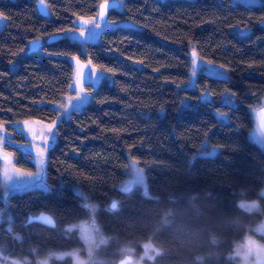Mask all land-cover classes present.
<instances>
[{
  "label": "trees",
  "instance_id": "1",
  "mask_svg": "<svg viewBox=\"0 0 264 264\" xmlns=\"http://www.w3.org/2000/svg\"><path fill=\"white\" fill-rule=\"evenodd\" d=\"M36 1L0 0V125L56 118L49 104L61 100L72 79L66 56L88 59L113 81L98 83L87 106L56 126L38 179L42 189L4 199L0 187V254L36 264L49 251L83 248L77 230L68 228L90 213L72 191L78 187L99 206L96 222L107 238L89 264H116L125 246L146 240L160 250L151 264H235L232 246L252 234L264 213L258 196L264 152L248 137L254 124L249 108L264 96V5L123 0V9L110 10L107 19L139 29L105 31L85 45V54L62 37L43 44L44 54H31L30 42L60 35L111 0H44L47 17L38 14ZM191 45L226 68L227 77L198 73L195 89H178L188 82ZM215 112L226 115L225 122ZM12 139L25 141L17 132ZM204 142L218 148L216 155L190 161ZM4 149L18 169L34 171L31 153L14 144ZM126 152L144 168L150 196L139 188L117 189L127 176ZM254 199L262 214L238 205ZM41 212L53 218L54 228L27 224ZM48 264L73 263L66 256Z\"/></svg>",
  "mask_w": 264,
  "mask_h": 264
},
{
  "label": "rangeland",
  "instance_id": "2",
  "mask_svg": "<svg viewBox=\"0 0 264 264\" xmlns=\"http://www.w3.org/2000/svg\"><path fill=\"white\" fill-rule=\"evenodd\" d=\"M44 1V0H43ZM234 5L257 6L264 5V0H230ZM123 0L119 1L118 10L123 9ZM103 24L97 23V16L88 18L85 28H78L76 20L72 27L63 30L60 35L63 38L78 43L82 48V53L85 54V45L87 43L98 42L101 33L112 30L116 27H128L139 29L140 27L131 21H113L105 19ZM5 23V18L0 15V30ZM98 25V26H97ZM83 33V34H82ZM37 53H42L39 49ZM67 60L72 64V79L68 86L67 92L62 96L61 100L56 103H51L49 106L56 109V118L49 123L38 122L36 120L17 121L9 125H0V154L7 158L5 161L0 160V187L3 192L4 199L14 191L25 189H42L38 182L40 177L45 175L48 149L56 141V126L66 120L72 111L82 110L91 100L92 94L96 90L98 83L102 80L109 82L113 81L111 74L95 67L88 59H81L77 56H66ZM189 78L184 86H179L178 89H195L196 77L198 73H204L212 78H226L227 69L216 65L206 59L201 58L194 45L189 47L188 52ZM82 99H77V97ZM208 98L204 93L201 94V99ZM227 102H230L228 100ZM182 104L186 105L187 101L182 100ZM232 104V103H230ZM259 108H264V96L259 103L249 108L250 114L253 117L254 124L249 129L248 137L251 142L258 146L264 152V135L259 131L255 122V111ZM216 117L225 122L226 115L215 112ZM9 127V128H7ZM13 132L21 133L24 137V142H17L12 139ZM5 144H14L21 148L22 151L31 153L34 171H25L18 169L14 164V154L11 151L5 150ZM217 147H209L207 142H204L201 149L189 157L193 161L196 157H210L216 155ZM126 170L127 176L119 184L118 190L129 191L132 188H139L145 196H150L148 189L147 177L145 170L141 167L138 161L133 158L129 152H126ZM79 197L81 202L89 209V217L87 219L78 220L71 223L68 228L77 230L78 236L83 243V248H74L67 251H49L46 255L37 259L36 264H48L52 258L70 257L73 264H89L91 255L95 246L106 241V237L101 232L98 222H96V213L99 206L92 202L88 195L80 188H72ZM259 197H264V184L258 192ZM238 205H245L242 209L250 212L261 213V207L258 199L246 201H238ZM255 205V207H250ZM1 215V213H0ZM1 219V216H0ZM250 229L252 234L246 235L242 240L234 244L230 257L235 264H264V242H260L255 233H264V213L260 219L253 224ZM145 245H150L146 248ZM159 249L154 247L150 242H137L133 245H127L122 250L121 258L130 256L132 261L126 264H151L159 253ZM149 257H152L151 259ZM26 260L17 257L3 256L0 254V264H25Z\"/></svg>",
  "mask_w": 264,
  "mask_h": 264
},
{
  "label": "water",
  "instance_id": "3",
  "mask_svg": "<svg viewBox=\"0 0 264 264\" xmlns=\"http://www.w3.org/2000/svg\"><path fill=\"white\" fill-rule=\"evenodd\" d=\"M102 4H114L115 5L114 7H110L108 9H105V17L103 19L99 15V13L101 11L100 5H102ZM118 6H119V2L117 0L104 1V2L100 3L98 6V9H96L97 10V15H96L97 16V23L103 24L106 21L105 19H107V15H108L109 11L118 8ZM35 7H36L38 14L41 17H47L48 16V8H47L46 3L43 2V0H37L35 3ZM86 20L87 19H83V20L79 19L77 21V24H76L77 27L78 28H85L87 26V23H88V21H86ZM60 38H61V35H55V36H49L48 38H46L42 42L39 40L32 41L28 44V52L31 54L35 53L42 47L43 44L52 43L54 41H57ZM254 116H255V122H256L257 128L264 135V108H259L258 110H256ZM6 159L7 158L3 157L0 154V160L5 161ZM113 202H115V201H112L111 204L109 205V209H111V210H113L111 207ZM42 216L50 218L52 223H47L44 220L40 219V217H42ZM30 223H37V224H40V225H43V226L49 227V228H54V226H55L53 218L49 214L44 213V212H41L36 216H30L27 219V224H30ZM131 261H132V258L130 256H125V257L119 259L116 262V264H126V263H130Z\"/></svg>",
  "mask_w": 264,
  "mask_h": 264
},
{
  "label": "snow or ice",
  "instance_id": "4",
  "mask_svg": "<svg viewBox=\"0 0 264 264\" xmlns=\"http://www.w3.org/2000/svg\"><path fill=\"white\" fill-rule=\"evenodd\" d=\"M114 6H115L114 4H102V5H100V9H101V11L99 13L100 17L103 19L105 17V9H108V8L114 7ZM77 99H82V97L78 96ZM111 207H112V209H115L117 207V203L113 202ZM241 207H245V205H241ZM250 207H255V205H252ZM40 219L44 220L47 223H52L51 219L48 218V217H43L42 216V217H40ZM145 247L148 248V247H150V245H145ZM157 254H159V253H157ZM149 258L151 259L152 257H149Z\"/></svg>",
  "mask_w": 264,
  "mask_h": 264
},
{
  "label": "flooded vegetation",
  "instance_id": "5",
  "mask_svg": "<svg viewBox=\"0 0 264 264\" xmlns=\"http://www.w3.org/2000/svg\"><path fill=\"white\" fill-rule=\"evenodd\" d=\"M256 236V238L260 241V242H263L260 238H264V233H255L254 234Z\"/></svg>",
  "mask_w": 264,
  "mask_h": 264
}]
</instances>
